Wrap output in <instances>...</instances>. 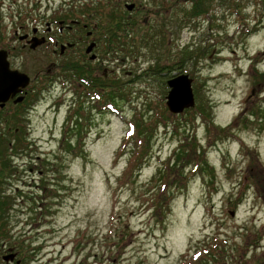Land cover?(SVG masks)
<instances>
[{"label": "rangeland", "instance_id": "1", "mask_svg": "<svg viewBox=\"0 0 264 264\" xmlns=\"http://www.w3.org/2000/svg\"><path fill=\"white\" fill-rule=\"evenodd\" d=\"M46 9L69 11L91 30L96 24L97 51L112 62L99 72L87 62L83 70L99 84L83 93L65 67L69 59L58 56L52 90L25 112L20 126L27 146L13 160L16 177L31 183H20L25 193L51 202L39 216L41 240L89 243L76 264H185L182 253L201 243H220L228 250L222 256L231 249L240 259L246 250L260 251L252 244L264 248V88L253 86L263 72L249 74L256 60L264 70V0H0V46L13 43L15 28L31 25L28 15ZM19 51L18 67L33 77L40 53ZM178 71L193 78L196 105L211 111L216 129L207 131L209 123L194 119L195 110L167 108V82ZM98 92L101 102L114 95V105L98 109ZM80 105L87 111L83 132L69 133V114ZM137 116L154 134L146 163L132 174L125 171L131 153L124 143ZM71 134L69 145L64 137ZM193 136L213 173L182 175L177 168L160 175L163 160ZM137 138L128 145L139 144ZM161 202L170 210L163 212ZM259 258L264 264V255Z\"/></svg>", "mask_w": 264, "mask_h": 264}, {"label": "flooded vegetation", "instance_id": "2", "mask_svg": "<svg viewBox=\"0 0 264 264\" xmlns=\"http://www.w3.org/2000/svg\"><path fill=\"white\" fill-rule=\"evenodd\" d=\"M16 11L18 15L21 13L19 10ZM45 12L43 13L44 15L42 12L36 15H28V17H31V25L28 23L27 25H21L20 28H15L13 43H5L0 46V50L3 48V50L8 52L11 69H18L22 72L25 71L18 67L17 56L14 55L15 52L20 49V51L30 53H40V56L36 57L40 59V61L38 60L40 65L37 66L34 76L32 77L31 73L25 72L30 78V83L15 95L10 96L4 105L0 103V125L3 126V128H0V134L12 139L8 143L12 151L13 147H15L13 140L18 135L22 137L21 128L23 129V127L20 125L25 120V109L30 105L34 107L41 98L46 99L48 93L45 91H51V83L57 80L58 63L56 61L58 56L65 55L69 59L65 65L71 71V80L77 77L76 88L83 93H85L84 91L87 90L89 84L91 87L99 84V81L94 79L91 72H87L86 69L83 70L85 65L88 68L90 67L87 62L90 61L91 64H94V68L98 72L107 61L109 64L112 62L105 59L103 53V58H101L98 52L100 33L97 31L96 24L93 25L91 30L89 29L88 21L63 9L58 12L52 11L50 14H48V9H46ZM180 18V24H182L185 16ZM18 21L20 22V19ZM83 21L85 22L83 23ZM35 38L41 41V44L37 45L36 48H32L33 43L37 41ZM92 42H95L96 45L93 52L89 53L87 49ZM17 48L19 49L17 50ZM77 50H80L79 56L74 54ZM91 55L95 57L92 58ZM260 64L261 61L256 60L251 64L249 71L250 75L255 73L252 68L263 72L262 80L257 81L253 85L255 86L254 91L255 88H264V70L260 68ZM106 70L105 68V73ZM182 73L178 71L173 77ZM106 75L108 74L106 73ZM96 88L100 89L101 87ZM41 90H43V93ZM261 95L263 96V93ZM21 97L23 99L19 101ZM15 121L19 124H14ZM229 127V125L225 124L217 125L219 130H227ZM213 128L216 129L215 127ZM12 151H9V158L11 156L10 159L12 161L7 158L8 161L0 165V176H3L0 177V264H56L55 262L58 264V261H61V264H67L68 262L72 263L71 261L73 260H76V264L81 261V256L88 252L85 250L87 249L86 245L89 243L84 245L79 242H71L69 244L66 241H62L59 244L58 242L50 243L48 240H41L42 236L40 235L43 232L41 231L42 222L39 216L42 214L44 204H51V202L46 203L45 198L43 199L39 195L32 194L34 196L31 197V195L25 193L21 185L27 184L29 186L31 183H26V179L16 177L20 170L19 164L13 160L16 155ZM36 158H40V155ZM28 171L35 174L32 167H28ZM38 173L41 175L42 171ZM35 179L33 176L30 180ZM37 186V188H41L39 184ZM47 187L50 188V185H47ZM43 190H45V187ZM29 200L31 201L29 202ZM37 202L39 203L37 204ZM53 216L49 217L47 222ZM48 231H53L52 227H48ZM252 245L256 247V250L258 249L259 251L260 249L262 253H259L260 251L249 252L246 250L244 253L246 257L240 259L236 257L231 249V254L222 256V253L228 252V250H225L223 248L224 245L220 243H201L197 247L187 250V253H182L181 262L187 264L186 259L188 258L189 260L191 258L192 261L189 264H229V262H232V264H263L259 254L264 255V248L259 246L260 243ZM72 246L73 248H71ZM91 253L93 254V251ZM66 256L67 258H65ZM86 256L91 255L88 254ZM125 260L122 259L118 264H124Z\"/></svg>", "mask_w": 264, "mask_h": 264}, {"label": "trees", "instance_id": "3", "mask_svg": "<svg viewBox=\"0 0 264 264\" xmlns=\"http://www.w3.org/2000/svg\"><path fill=\"white\" fill-rule=\"evenodd\" d=\"M202 10H199V8H197V10H199V12H203L204 10L206 11V6L201 7ZM66 67V65H65ZM155 70V69H154ZM99 96L96 97L98 101H100L101 99V94L98 92ZM122 96H124V94H122ZM114 95L108 96V98H106L105 100H103L102 102H98L96 103V106L98 109H105L106 106L108 107L109 105H114V102L111 100L113 99ZM29 107H32V105H30ZM29 107L26 108V111L29 110ZM212 108V107H211ZM197 111V113L194 114L193 118H197L200 117L202 118L204 121L209 123V126L207 128V131L210 130V126H215V121L213 119V117L211 116V111L208 113L207 109L196 105L194 108L191 109H187L186 112L188 113L189 111ZM87 111H85L84 106L80 105L78 108H76L72 114H69V119L67 120L68 123H71V128L68 130V132H74V130H76L75 134H80L81 132H83V119H85V116H87ZM194 118V119H195ZM145 120V121H144ZM130 125L134 127V131L132 134H129L126 138V141L124 143V148H126V150L130 151V155L129 158L130 160L128 161V165L126 168V172H129L130 170L132 171L131 173L133 174V169H139L142 167L143 163H146V159L149 156V150L146 147L149 146L151 137L154 133H152L153 131L150 130L149 126H148V121L143 118L142 116H137L134 119L132 118L129 121ZM75 124V125H74ZM190 124V123H189ZM17 126V125H16ZM72 126L73 130H72ZM217 127V126H216ZM148 129V130H147ZM178 128H175V130L177 131ZM14 130V129H13ZM78 131V132H77ZM15 132V130H14ZM67 133V135L69 134ZM65 135L64 140L68 142L69 145H71L72 143H75L73 141L72 138V134L69 135V137ZM133 136L138 137L137 139L141 138L138 140V143L140 144H130L128 145L129 142H131ZM193 142L189 143L186 141H181V143L179 144V147L176 149L175 151V155L172 158L171 156L169 157V159H167L166 161L163 160V163H161L160 167H159V173L160 175L163 174V171L169 170L168 174H171L172 171L174 172L177 168L181 169V174H188V172L191 171V173H194L196 175L200 174V173H206V172H210L213 173V168L214 166L208 161L207 157H204L205 154V147H203L199 142H196V136H193ZM71 138V139H70ZM12 139L8 138V137H4L0 134V165L8 160L12 161L9 158L10 152L12 151L10 150V146H9V142ZM13 145H15V147H13V151L12 153H14L15 155L19 154L22 150H25L26 146H27V142L25 137L22 138L19 135L13 140ZM147 145V146H146ZM25 147V148H24ZM144 148V149H143ZM177 153V154H176ZM8 158V160H7ZM171 167H170V166ZM0 177H3L2 175ZM183 183V182H182ZM181 187L186 188V184H181ZM181 188V189H184ZM163 193H165L163 191ZM159 208L162 209L163 212H165L167 209L170 210V208L166 207L167 204H163L162 202L158 204ZM169 206V204H168ZM157 207V206H156ZM166 209V210H165Z\"/></svg>", "mask_w": 264, "mask_h": 264}, {"label": "water", "instance_id": "4", "mask_svg": "<svg viewBox=\"0 0 264 264\" xmlns=\"http://www.w3.org/2000/svg\"><path fill=\"white\" fill-rule=\"evenodd\" d=\"M134 5H129L128 8L132 9ZM37 40V38H35ZM41 44L37 40L33 43L32 48H36ZM90 46L87 52L92 50ZM93 56L92 58H94ZM30 83L29 76L20 70L11 69L8 60L7 50H0V103H4ZM170 88L166 97V104L171 113L180 114L186 109L192 108L196 105V97L193 87V78L189 74H180L168 80ZM23 98H19V101Z\"/></svg>", "mask_w": 264, "mask_h": 264}]
</instances>
